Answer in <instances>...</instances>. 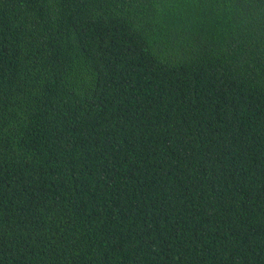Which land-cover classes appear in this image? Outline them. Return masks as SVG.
Masks as SVG:
<instances>
[{
    "label": "trees",
    "instance_id": "1",
    "mask_svg": "<svg viewBox=\"0 0 264 264\" xmlns=\"http://www.w3.org/2000/svg\"><path fill=\"white\" fill-rule=\"evenodd\" d=\"M0 264H264V0H0Z\"/></svg>",
    "mask_w": 264,
    "mask_h": 264
}]
</instances>
